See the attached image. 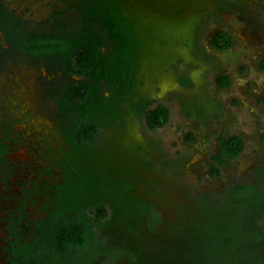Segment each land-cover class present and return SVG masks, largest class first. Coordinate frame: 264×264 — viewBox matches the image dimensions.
I'll list each match as a JSON object with an SVG mask.
<instances>
[{
	"label": "rangeland",
	"instance_id": "1",
	"mask_svg": "<svg viewBox=\"0 0 264 264\" xmlns=\"http://www.w3.org/2000/svg\"><path fill=\"white\" fill-rule=\"evenodd\" d=\"M4 2L34 24L51 22L57 9H67L74 0ZM154 2L141 91L151 94L154 104H166L169 119L151 130L143 117L127 118L122 130L114 125L104 129L93 150L95 168L104 167L111 177L107 195L117 225L134 215L138 201H154L159 211L158 225H142L141 236L126 239L146 257L131 264H150L149 256L160 252L177 258L182 246L172 237L178 231L190 233L191 221V245L185 238L183 246L191 264H264L251 241L257 226L264 231V213L253 219L259 201L264 202V174L256 177L264 173V103L258 101L264 87V0ZM217 29L231 35L228 49L210 45ZM53 73L44 61L33 64L24 54L0 67V264L6 263L14 237L11 225L18 224L20 236L29 237L34 221L45 216L51 184L60 178L55 158L64 142L55 104L44 95V83L52 81ZM219 75L230 78L227 87L217 84ZM231 134L243 138L244 148L228 164L217 165L211 153L219 137ZM145 158L152 167L141 166ZM138 175L154 194L138 183ZM129 181L135 182L133 188H123ZM237 186L244 187L229 199ZM222 236H229L230 244H221ZM124 251L128 254V248ZM120 258L102 256L93 264H127Z\"/></svg>",
	"mask_w": 264,
	"mask_h": 264
},
{
	"label": "trees",
	"instance_id": "2",
	"mask_svg": "<svg viewBox=\"0 0 264 264\" xmlns=\"http://www.w3.org/2000/svg\"><path fill=\"white\" fill-rule=\"evenodd\" d=\"M154 4V0H74L67 9H57L43 30L22 34L15 24L9 27L12 46L65 76L62 82L58 74L48 92L64 146L55 158L60 178L51 184L52 194L43 204L45 216L34 221V231L26 238L20 236L18 224L11 225L14 237L5 264H93L102 256L112 260L123 257L120 259L131 264L146 258L126 239L141 236L142 225H158L161 220L156 205L154 201H138L134 215L117 225L107 195L111 177L104 167L95 168L97 155L93 150L104 129L114 125L122 130L127 118L135 121L143 117L151 130L163 127L169 119L168 106L154 104L151 94L141 91L145 83L142 62L153 35ZM141 32L148 40L142 39ZM164 42L163 38L158 40L159 44ZM210 45L216 50L228 49L231 35L217 29ZM216 82L227 87L230 78L219 75ZM258 101L264 103V87ZM218 142V149L211 153L217 165L228 164L244 148L238 134L221 136ZM143 161V168L152 167L151 161ZM211 173L218 174L216 165L211 166ZM138 183L154 194L155 189L142 177ZM134 184L129 181L122 187L129 189ZM243 187H234L229 199L238 196ZM259 205L253 219L264 213L263 200ZM192 227L191 221L190 233L178 231L172 237L178 248L182 246L177 258L172 253L165 257L163 252L154 256L143 252L150 264H191L189 250L183 246L185 238L187 246L191 245ZM255 235L251 241L264 256V231L257 226ZM220 242L228 245L230 237L222 236Z\"/></svg>",
	"mask_w": 264,
	"mask_h": 264
},
{
	"label": "flooded vegetation",
	"instance_id": "3",
	"mask_svg": "<svg viewBox=\"0 0 264 264\" xmlns=\"http://www.w3.org/2000/svg\"><path fill=\"white\" fill-rule=\"evenodd\" d=\"M47 23L48 22L37 21L36 23L31 24V22L28 19H25L23 16L17 14L13 9H11L4 2V0H0V67L6 60L12 59L17 55L19 56L20 54H24L20 49L12 46L11 37H10L11 30H9V27H12L15 24L18 31L24 34V33L36 31L37 29L43 30L47 27ZM30 60L33 64L36 63V61L32 59ZM49 71L53 73L52 70ZM59 75L61 76V74ZM50 79L51 80L56 79L54 73L53 75L51 74L49 80ZM51 82L47 83V85L46 83H44V95L46 97H48V92L51 86Z\"/></svg>",
	"mask_w": 264,
	"mask_h": 264
}]
</instances>
